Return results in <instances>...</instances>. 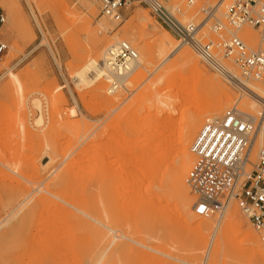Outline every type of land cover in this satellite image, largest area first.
Returning a JSON list of instances; mask_svg holds the SVG:
<instances>
[{"label": "rangeland", "instance_id": "1", "mask_svg": "<svg viewBox=\"0 0 264 264\" xmlns=\"http://www.w3.org/2000/svg\"><path fill=\"white\" fill-rule=\"evenodd\" d=\"M14 1L13 13L4 6L8 0H0V7L7 17L6 24L0 29V39L8 46L3 62L19 76L24 94L29 96L25 110L20 113L13 107L12 96L1 94L7 82L6 75L0 80V223L7 219L0 227V264H210L207 251L220 215L212 218L197 216L194 213L196 199L190 190L192 216L182 215L180 195L175 192L173 178L183 160L178 158L172 167L170 163L178 151L177 141L182 129L178 124L181 123H178L177 114L170 113L169 109L160 113L162 107L188 96L193 79L196 81L193 77L192 82L187 80L191 78L189 67L180 59L182 52L191 48L183 46L170 56L148 60L145 52L148 44L166 32L179 39L137 3L127 7L123 12V23L116 28L117 24L102 18L98 0ZM174 1L181 5L184 2ZM87 4L96 14L90 13ZM41 6L43 12L39 11ZM74 12L78 18L67 21L66 17ZM145 12L153 19L149 31L133 21L145 17ZM196 12L197 7L185 10V20L199 22L200 16ZM83 20L90 22L89 29L81 28ZM102 21L111 27L108 32L100 28ZM128 29L133 32L132 40L124 37ZM249 30L244 28L240 33H247L249 39L258 37ZM117 37L129 42L139 57L147 60L145 69L130 77L114 94L108 93L111 82L107 78L99 86L86 84L78 89L72 78L71 65L86 64L105 51ZM199 38L206 42L214 37L208 27ZM91 40L101 43L94 53ZM197 65L208 72L203 70L205 77L227 88L224 89L231 98L230 106L213 119L223 118L225 112L234 107L257 120L261 118L256 122L255 160L264 147V138L260 136L264 129V105H256L260 113L254 111L253 100L242 85L234 86L218 77L203 66L198 57ZM168 67H173L171 77L165 80L162 75ZM230 67L243 81L260 86L242 78L239 70ZM3 74L6 69L0 66V78ZM153 81H156L158 91L149 94ZM179 82L184 88L179 87ZM58 86L65 87L64 98L55 99L54 106H47L46 94L53 96L52 92ZM169 89L172 93L161 97ZM35 99L43 101L42 112L35 107ZM75 103L80 112L76 118H70L69 110ZM147 106L153 112L150 120L145 110ZM57 111L62 120H57ZM165 113L167 118L173 117L175 124L173 126L171 122L169 128L167 121L164 132L171 137L167 146L160 144L161 135H164L160 122L165 120ZM42 116L44 125L40 126L36 121ZM190 116L195 117V113ZM188 117L182 111L181 121ZM206 120L207 117L194 135L190 148ZM18 121L26 123V131L22 128L19 131L22 125L19 126ZM112 126L117 129L111 130ZM109 129L113 136L109 135ZM115 142L124 148L122 155L112 154ZM167 147L170 149L168 154L158 157L160 150ZM191 162L190 165L194 160ZM231 204L238 211L236 220L242 230L254 241L250 245L244 244L234 229L222 245L217 264H264L254 256L264 249L261 236L237 202L232 200ZM201 220L213 223L210 231L200 232L202 237L196 229V221ZM109 228L123 238L104 252L103 248L111 241L102 248L100 242L107 233L114 236Z\"/></svg>", "mask_w": 264, "mask_h": 264}, {"label": "built area", "instance_id": "2", "mask_svg": "<svg viewBox=\"0 0 264 264\" xmlns=\"http://www.w3.org/2000/svg\"><path fill=\"white\" fill-rule=\"evenodd\" d=\"M102 17L123 23L128 6L139 4L163 28L193 49L201 64L234 86L242 78L250 79L264 88V0H98ZM197 7L200 21L185 20V10ZM5 11L0 7V29L6 24ZM210 29L213 39L204 42L199 35ZM244 28L255 32L257 42L249 39ZM114 32V31H113ZM250 44H254L251 46ZM8 46L0 39V65ZM108 63L113 73L128 71L139 59L136 49L126 41L110 47ZM114 82H111V86ZM262 117V116H260ZM261 118L246 117L234 107L223 118L206 121L191 146L194 162L188 172L187 184L196 199L194 213L212 218L224 213L228 204L237 202L264 244V147L256 159L253 149L257 141Z\"/></svg>", "mask_w": 264, "mask_h": 264}, {"label": "bare ground", "instance_id": "3", "mask_svg": "<svg viewBox=\"0 0 264 264\" xmlns=\"http://www.w3.org/2000/svg\"><path fill=\"white\" fill-rule=\"evenodd\" d=\"M34 1L37 2L38 0H34ZM4 6L10 12H13V13L15 12L16 3L14 0H8V3H6V5H4ZM86 6L89 9L91 14H93V15L96 14L95 9H93L91 5L87 4ZM42 8H43L42 6L39 8L40 12H43L44 9L42 10ZM32 12L34 14V9ZM55 12L56 11L54 10V13ZM145 14H146L145 17H143V18H141V17L136 18L135 17L136 19H134L133 21H137L139 23V26H142L143 30L149 31L150 29H152L153 19L151 17H149L147 12H145ZM77 18H78V14L74 12V13L69 14L66 17V20L67 21H73V20H76ZM102 18L104 19V17H102ZM83 21L84 22H81L82 23L81 28H83L85 30L89 29L88 25L90 24V22L87 20L86 21L83 20ZM99 26L105 32H108L111 29V27H109V25L106 21H102L101 23H99ZM115 26H117V25H115ZM115 26H113V27H115ZM153 29H155V28H153ZM140 31L141 30H139V32ZM131 34H133V32H131L128 29L124 32V37L129 39V40H132V37H130V36H132ZM142 35H143V33H142ZM257 38L258 37H256V38L253 37V43L257 42ZM134 39L135 38H133V40ZM91 41H93V40H91ZM119 42H121L120 38H118V37L115 38V42L109 43L107 48H105V51L98 53V55L95 58H91L84 65H81V63L79 65L78 64H76L74 66L71 65V69L73 70V77L72 78L75 80V82H76L75 84L78 87V89H79V86L86 85V84L90 85V86L91 85L99 86L100 83L102 82V80L107 78V80H109L110 82H114V84L112 86L110 85V87L108 89V93L114 94L121 86L122 87L125 86V84L128 82V79L130 77L134 76L139 70L145 69L144 66L147 63V60L141 59L139 57L138 61H136L135 63H132V64H130V66H128L127 72H125V73L124 72L113 73L111 71L110 65L108 63L107 52H108V49L110 47L114 46L115 44H117ZM100 45H101V43L99 41L94 42V48L92 49V53H94L96 50L98 51V48L100 47ZM250 45H254V44H250ZM181 47H183L182 41L174 39L169 33L166 32L163 37L156 39L155 42L152 44H148L146 46L145 52H146V55H147L148 60H149V59H153L156 56H159V57L170 56L171 54H174V52L179 50ZM191 50H185L184 52H182L180 59L184 62L185 65H187L189 67L188 71H189V75L191 76V78L187 79L188 78V76H187L186 79L191 81L193 78H195L196 81H198L199 83L196 84V81L193 79L194 84L192 83L193 86L189 87L190 89H188V91H190V92L187 94L188 96L182 98L181 100L171 102V103H169L168 107H162L160 109V113H161V111H165V110L169 109L170 113H174V115L177 114L176 116L180 121V122H178V121L177 122L181 123V124H178V125H181L180 127L182 128L181 133L179 132V134H180V137H178L179 140L177 141V143H178L177 144L178 145L177 150L178 151H177V153L176 152L174 153V157L172 156L173 158L170 160V163H171V167H172L177 162L178 158H180L181 161L183 160L182 165H180V169L178 171H176V173H175L176 176L174 175L175 178H173V177L172 178L174 179L173 183H175L174 184L175 185V192H177L180 195L179 205H180L181 213L186 218H189V217L191 218V216H192V214H191L192 213V201L189 197V190L190 189H189L188 184H187V176H188L189 166L193 165V164L190 165V163H192L191 161L194 160L193 159L194 155L191 153L190 145H191L193 139H195L194 135L198 132L200 126L204 122V119L207 117V120H211V119L219 116L222 113V111L224 110V108L231 103L230 95L225 90L227 88L224 87L225 88L224 89L222 87L223 85L221 86L218 83H216L213 79H211L210 77H205L203 75L204 74L203 70H205V69H202L200 66L197 65V57H196L197 55L193 49H191ZM76 59H78V58H76ZM0 66L3 69H6V74H3V76L0 78V80L3 79L5 75L7 77L6 85L2 88L1 94L11 95L13 98V101H14L13 107H15V109H17L21 113L22 110L23 111L25 110L24 105H25L29 95L24 94L23 84H22L19 76L14 72L13 69L8 67V63L3 62L2 65H0ZM183 67L184 66H182V68ZM171 68H173V67H168L165 69V73H163V75H162V77L165 80H168L171 77L170 76ZM231 71L235 76H237L239 78L240 85L243 86V88L247 91L248 96L253 100V104H254V105H252L253 110L258 111V113H260V110L258 108H257L258 110H256V105L257 104H259L261 106L264 105V90H263L264 88L262 89V87H260L258 85L250 84L248 82L243 81L241 79L240 75L236 74L233 71V69ZM207 74H208V72H207ZM182 79H184V78H182ZM182 81L184 82L185 80H182ZM152 83L153 84H152V86L150 84V87H153V88L152 89L150 87L148 88L149 90L151 89L150 92L148 91L149 94H153L155 92V90L158 91L156 89L157 86H155L156 81L155 82L153 81ZM187 86H189V85L187 84ZM179 87H183V86H180V82H179ZM63 89H65L64 86H58L55 88V90H53L54 91V92H52L53 96H50L51 93H49L48 95L46 94V96H45L46 98H44L45 104L47 106L51 107V106H54L55 99L58 101L60 98H64V95L62 93ZM97 89L99 91L101 90L100 87H97ZM170 89L167 90L169 92L163 93L161 97H164L165 95L168 96V94L170 95L172 93V91ZM180 90L183 91L181 88H180ZM163 92H165V91H163ZM55 96H57L58 99L55 98ZM41 102H43V101H41ZM41 102L39 100L35 99L33 103H34V105H36L35 107H38L37 109H40V111L42 112L43 103H41ZM145 110L148 113L147 119L150 120L153 117V115H152L153 112L151 111L150 107H148V106L145 108ZM182 111H185L186 116H189V117L186 120L181 121ZM238 111L240 113L246 115V117L255 118L254 116L247 114L245 112H242L241 110H238ZM79 112H80V108H79L78 104L75 103V106L71 107V109L69 110L68 115L70 118H76L78 116ZM54 113H55V111H54ZM56 113L58 114V115L55 114V117L57 115V117H56L57 120H58V118L61 119L58 111ZM191 113H195V117L190 116ZM164 115H166L165 120L162 121L160 118V120L162 121V122H160V126H161V128H163L162 132L164 133V135H161L160 144L167 146L171 143V137L166 136L164 130H166L167 121L170 124V126H168V127L169 128L172 127L171 122H173L174 119L172 116H169L167 118L166 113ZM160 117H161V115H160ZM162 118H164V116ZM21 120H22V118H21ZM54 120H55V118H54ZM23 121H21L22 123H20L18 121L19 122L18 125L19 126L22 125V127H19V131L20 130L22 131V129L24 131L27 130L26 129V123H24L25 121L24 122ZM55 122L58 123V121H55ZM36 123L40 126L44 125L43 116L40 117L36 121ZM57 123H55V124H57ZM174 125L175 124L173 122V126ZM176 126H177V124H176ZM20 128H22V129H20ZM111 128H112L111 130L117 129V127H115V126H112ZM111 130L109 129V135L113 136V132ZM260 136H261V138H264V129L263 128H262V132H261ZM149 143L150 142L147 140L146 144L148 145ZM169 148L168 149L165 148V149L160 150L158 157L166 156L168 154V151H170ZM111 151L113 152L112 154H115L116 156L119 153L122 155V153L124 152V148L122 147L121 144H118L115 142L114 145L112 146ZM155 160H157V159H155ZM155 160H153L154 161L153 164H155V162H156ZM35 191H37V189ZM157 199H159V198H157ZM237 215H238L237 209L230 202L228 204V206L226 207L224 213L221 214V216L217 219V220H219V219L220 220L216 223V226H215L214 232H213L212 241H211V243L209 245V249L207 251L208 260L210 259V264H217V260L220 256V251H221L222 245L227 241L229 233L231 231H233L234 229H236L237 234L242 237L244 244L250 245L251 243H253L254 239H252L251 236L248 233H246V231L244 232L242 230V227L240 226V222H238L236 220ZM6 220L7 219L5 218L0 223V227L4 224V222ZM196 223H197L196 229H197V232L199 233V235H200V232L204 233L205 231H210L212 229V226H213V223L211 224L210 221H205V220L204 221L201 220L198 222L196 221ZM245 229H247V228H245ZM109 231L113 232L114 236L111 237L107 233L105 235V237L102 239V241L100 242V245H101L100 248H102V247H104V245L109 240L111 241V242H109V246H106L107 248H105V247L103 248L104 252H107L108 249H110L113 246V244H115L117 242V240H119L120 238H123V236H118L117 233L110 228H109ZM200 236L202 237V235H200ZM124 237L126 238V236H124ZM203 237H204V235H203ZM110 238H112V239H110ZM254 256H257L256 258L259 257L260 260H262L264 262V249H261L258 252L254 253Z\"/></svg>", "mask_w": 264, "mask_h": 264}]
</instances>
